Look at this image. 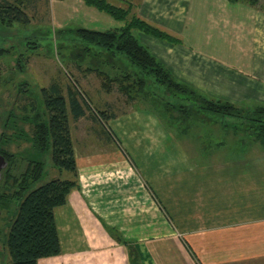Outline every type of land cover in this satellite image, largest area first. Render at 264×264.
Returning <instances> with one entry per match:
<instances>
[{
    "label": "crops",
    "instance_id": "1",
    "mask_svg": "<svg viewBox=\"0 0 264 264\" xmlns=\"http://www.w3.org/2000/svg\"><path fill=\"white\" fill-rule=\"evenodd\" d=\"M189 2L171 9L167 0H139L134 12L176 42L185 37L194 41L200 32L199 11L194 0ZM82 4L74 14L65 9L67 0L56 1L53 22L68 27L78 21L97 30L120 26L104 11L83 0ZM238 4V16L217 4L216 16L207 23L217 34L223 33L226 54L212 58L217 63L202 58L197 65L209 63L208 73L213 68L211 72L224 75L226 100L259 102L264 100V12ZM213 6L204 2L207 11ZM69 13L78 20L62 21V14ZM157 39L167 51L168 44ZM180 52L197 61L196 52ZM98 135L108 143L102 132ZM153 135L128 138L132 141L128 151L137 164L118 150L95 156L85 142L74 138L78 186L54 210L61 253L37 264H54L61 256L67 264H84L76 260L92 252L103 253L102 264H162L169 253H175V264H264V148H253L250 135H240L233 126L222 133L200 129L197 139L220 140L197 150L177 149L164 135ZM243 138L244 143L236 144ZM155 139L163 141L159 149L153 148ZM141 142L151 151L158 149L162 165L140 155ZM172 156L176 163L169 164Z\"/></svg>",
    "mask_w": 264,
    "mask_h": 264
},
{
    "label": "rangeland",
    "instance_id": "2",
    "mask_svg": "<svg viewBox=\"0 0 264 264\" xmlns=\"http://www.w3.org/2000/svg\"><path fill=\"white\" fill-rule=\"evenodd\" d=\"M21 1L20 4L24 6L28 22H0V137L4 133V137L2 140L0 139V145L5 142L3 147H6L5 149L11 153V166L8 175L16 174L18 176L19 173L26 170L27 164L31 160L44 162L42 177L32 183L28 190L49 181L58 173L52 166L50 150L38 152L31 139L33 124L40 119V116H36V112L31 110V105L35 103L37 112L42 113L44 107L41 100V88L49 87L54 82L60 85L65 95H67L68 87L81 96L84 95L93 110L104 111L108 115L114 114V119L110 118L107 124L115 133L113 134L117 142L114 138H112L113 141L108 139V143L98 138V134L103 130L98 122L93 121L92 109H86L85 115L79 120L69 119L73 141L74 138L81 139L80 141L85 142V147H88L87 150L94 155L118 150L123 152L128 162L131 160L137 164L128 151V146L132 147L130 144L132 141L128 139L131 135H135V137L140 136V133L154 134L153 137H157L158 134L164 135L177 149L184 147L197 150L204 144L220 140L197 139L200 129L203 128V131L210 133H222L224 127L228 126L235 127L240 135L249 134L250 139L248 138V140L251 141L248 142H251L253 148H264L259 140L253 138L252 128L249 127L252 122L249 120L250 117L257 116L254 109L259 105H264L263 98H259L261 100L259 102L254 100L243 102L232 99L234 101L232 103L230 100H226L224 75L211 72L213 68L210 69L209 74V63L204 62L207 66L203 68L197 65L202 58L217 63L212 58H219L221 52L227 51L226 45L223 43V33L217 34L216 29L207 27L208 20L216 16V5L223 4L224 10L233 11L231 13L238 16L240 13L237 12L240 9L236 5H239L240 2L233 4L226 0H194L199 11L197 26L200 31L199 38L194 41L185 37L180 39V42H176L171 35V40H166L137 30L140 42L145 43L147 46L144 45L151 49L148 48L157 61L171 74H174L176 80L186 85H183L186 89L184 91L168 88L157 78L142 74L139 68L131 64L124 53L111 54L109 51L103 50L102 47L85 43L76 35V29L83 27L78 21L70 22L68 27L57 26L53 22L52 14L55 12V4L58 0ZM110 1L114 3V0ZM116 1L120 2V0ZM133 1L138 3V0ZM167 1L171 9L176 5L190 4L189 0ZM204 2L208 7L214 4L210 11L204 8ZM61 5L65 6V4ZM80 6H83L82 0H73L72 3L67 0L65 9L67 12L74 11L75 14L82 9ZM251 6L264 12V0H258L257 4ZM88 16L89 14L86 13L84 17L88 18ZM193 16L190 14V17ZM70 17V13L62 14V21L78 20ZM120 22V25H123V22ZM195 22L196 20L192 24L193 26ZM87 26L88 29L92 28L90 25ZM201 37L206 38L207 42H203ZM156 39L168 44L167 51L161 49ZM182 48L189 53L196 52L197 61L187 54L186 58L182 57L180 51H185ZM107 76H111L112 79ZM140 78L144 80V85L141 87L142 92L137 88ZM128 84L133 85L132 90L129 91V94L136 96L133 100L129 99L127 94L120 89V85ZM198 95L219 99L232 107L227 111L220 110L217 113L205 111V109L197 110V107H203L196 104L195 97ZM180 104L184 106L179 107ZM4 124L7 127H4ZM115 128L117 133L114 131ZM227 131L230 132V129ZM121 137L124 139L121 140ZM221 139L224 141L223 136ZM241 142H245L244 138L237 141L236 144L240 145ZM161 143L163 141L155 139L153 148L158 145L159 149ZM138 149H141L140 155L155 160L158 165L161 164L160 153L156 152L158 149L151 151L150 145L142 144V142ZM175 160L176 156H172L168 163L170 164L172 161L176 163ZM65 177H67V173ZM11 190L10 188L7 191L11 192ZM16 209L17 201L13 196L4 206L0 222V264L9 262L5 240ZM169 254L168 259L164 260L162 264L165 262L175 264V253ZM103 259H105L103 253H84L76 260V263L102 264ZM66 261L67 259L65 260V257L61 256L55 260L54 264H67Z\"/></svg>",
    "mask_w": 264,
    "mask_h": 264
},
{
    "label": "trees",
    "instance_id": "3",
    "mask_svg": "<svg viewBox=\"0 0 264 264\" xmlns=\"http://www.w3.org/2000/svg\"><path fill=\"white\" fill-rule=\"evenodd\" d=\"M227 1L231 3L247 2L250 5L258 3V0ZM84 2L106 12L113 19L122 21L123 25L107 30L77 28L76 35L78 37L85 43L102 47L103 50L109 51L111 54L124 53L131 64L139 68L142 74L157 78L168 88L186 90L183 87L185 84L176 80L170 71L157 61L148 48L140 42L137 30L161 39L171 40L172 37L134 15L137 4L135 1L122 0L121 2L120 0V2L113 3L108 0H84ZM20 3H22L21 0H0V22L27 23L29 19L25 14L24 6ZM104 74L103 76H105ZM109 78L112 79L111 76ZM143 85L144 80L140 78V84L137 86L138 91H143L141 89ZM132 88L133 85H120V89L131 100L136 97L129 94ZM79 95L71 87H68L67 95H65L60 85L54 82L49 87L41 88V100L44 107L42 113L37 112L35 103L31 105V110L36 112V116H40V119L36 120L32 127L33 145L38 152L50 150L52 166L58 172L49 181L28 190L32 183L42 177L44 162L31 160L27 164L26 170L19 173L18 176L16 174L8 175L11 166V153L5 149L6 147H3L5 142L0 145V154L8 161L3 189H12L11 192L7 191V195L1 199L3 207L13 196L17 201L15 216L10 222L5 240L9 254L8 264H37L39 259L57 256L61 253L54 210L64 205L69 192L78 186L76 158L69 119L79 120L85 115L86 109H92L87 98L84 95L79 97ZM195 101L196 104L203 106L197 107V110L205 109V111L214 113L220 112V110L227 111L232 107L219 99L203 95L195 97ZM183 106L179 105V107ZM254 111L257 116L250 117L249 120L252 122L249 127L252 128L254 139L259 140L264 147V105H259ZM91 112L93 121L102 126L103 131L101 132L105 138L110 140L114 138L117 142L114 137L115 133L107 124L110 118L114 119V114L108 115L104 111L96 110ZM4 127L7 126L4 124ZM3 134L0 137L1 140L4 137ZM66 173L67 177H65Z\"/></svg>",
    "mask_w": 264,
    "mask_h": 264
},
{
    "label": "flooded vegetation",
    "instance_id": "4",
    "mask_svg": "<svg viewBox=\"0 0 264 264\" xmlns=\"http://www.w3.org/2000/svg\"><path fill=\"white\" fill-rule=\"evenodd\" d=\"M7 168H8V161L6 163V166L4 168L0 169V222H1V218H2V215H3V209H4L1 199L5 195H7V190L3 189V184H4L5 180H6L5 175L7 173Z\"/></svg>",
    "mask_w": 264,
    "mask_h": 264
},
{
    "label": "water",
    "instance_id": "5",
    "mask_svg": "<svg viewBox=\"0 0 264 264\" xmlns=\"http://www.w3.org/2000/svg\"><path fill=\"white\" fill-rule=\"evenodd\" d=\"M6 159L4 158L3 155H0V169L4 168L6 166Z\"/></svg>",
    "mask_w": 264,
    "mask_h": 264
}]
</instances>
